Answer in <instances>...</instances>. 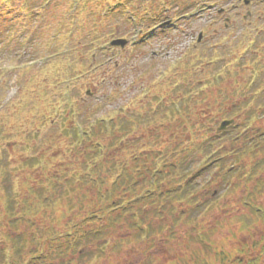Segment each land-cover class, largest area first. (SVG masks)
Segmentation results:
<instances>
[{
    "label": "rangeland",
    "instance_id": "1",
    "mask_svg": "<svg viewBox=\"0 0 264 264\" xmlns=\"http://www.w3.org/2000/svg\"><path fill=\"white\" fill-rule=\"evenodd\" d=\"M1 2L0 124L4 127L0 135V161L4 160L2 168L7 170L8 177L6 173L5 178L0 176V232L16 235L22 230L33 235L35 243L25 242L24 264L30 258L28 249H39L45 227L52 226L56 235L64 236L68 226L75 238L81 234L76 233L77 228L84 231L99 224L81 223L87 217L85 205L61 217L65 208L59 201L58 207L45 210L41 223L36 218L34 226H30L26 215L22 217L19 213L16 217L23 219L19 228L13 230L8 226L5 195L14 196L19 210L20 199L27 194L26 182L39 191L41 150L48 147L46 159L55 164L68 159L65 155L68 141H57L56 137L67 124L60 118L67 116L71 107L99 102V113L114 108L124 113L129 108H125L128 100L133 98L132 110L144 116L146 109L152 115L160 103H167L166 94L169 91L171 94L172 88L192 82L194 90L179 101L188 104L189 113L170 115L166 111L157 114L163 117H155L149 126L164 123L169 128L167 134L172 132L183 144H200L214 131L220 133L217 127L223 119L234 124L244 121L256 97L258 102L264 95V2L252 0L248 6L239 0H32L27 6L22 0H9L4 5ZM220 8L225 10L223 16L217 12ZM31 10L33 15L29 14ZM247 12L251 16L245 19ZM225 17L230 18L228 23ZM170 19V26L155 29ZM200 32L202 40L197 42ZM116 38L126 39L127 45L123 49L110 47L109 43ZM88 44L96 48L85 54ZM107 56L115 63L113 68L99 69L94 76L79 78L77 74L82 70L106 60ZM255 67L259 70L253 74ZM256 73L260 81L254 85L251 80L256 79ZM87 90L93 94L87 96ZM112 90H119L120 95L107 101L105 94ZM53 106L57 109H52ZM249 123L264 129V116L252 118ZM207 126L209 129L204 132ZM228 135L217 144L229 153L227 163L240 166L251 163L250 152L236 156V151L230 150ZM131 136L124 141L129 138L133 142ZM49 137L54 138L44 141ZM190 137L194 142H190ZM133 139L134 146L125 144L116 154L119 160H129L133 153L138 155L167 144H154L144 131H138ZM211 176L208 172L196 179L201 205L188 217L195 207L183 203L187 214L172 236L167 229L161 233L154 231L151 239L125 242L120 251L109 254L117 239L126 237L131 230L118 224L105 241H84L80 250L71 248L64 260L70 264H196L194 258L198 256L219 264L215 251L228 254L233 248L242 249L245 243L250 247L247 258L255 259L250 264H264V253L259 247L264 241L263 222L245 230L235 222V216L250 212L242 200L245 188H231L239 177L230 179L227 185L222 181L207 184ZM252 185L253 180L249 188ZM73 195L77 193L69 192L63 199ZM257 199L262 203L264 195ZM154 221L159 222L158 217L154 216ZM1 233L0 241L8 258L11 244L4 243ZM203 236L208 237L205 243ZM103 242L104 252L98 254V246ZM46 244L52 245L48 239ZM243 253L232 264H244L247 259ZM59 262L57 258L55 264Z\"/></svg>",
    "mask_w": 264,
    "mask_h": 264
},
{
    "label": "trees",
    "instance_id": "2",
    "mask_svg": "<svg viewBox=\"0 0 264 264\" xmlns=\"http://www.w3.org/2000/svg\"><path fill=\"white\" fill-rule=\"evenodd\" d=\"M8 1L2 0L1 5ZM22 2L27 6L32 3V0H22ZM31 9L33 10V7ZM32 10L30 15H33ZM88 45L85 54L95 48V45ZM94 61L95 58L92 59V62ZM112 66L114 67L115 63L107 59L91 65L77 75L79 78L91 74L94 76L99 69H109ZM252 82L254 85L258 83L256 79ZM194 86L191 82L172 88L174 89L172 93L169 94V91L166 94L167 103H160L152 111V115L146 109L144 116L132 110L130 106L134 105L133 98L128 100L125 108H129L124 113L117 108L99 113L101 111L98 106L99 102L90 106L76 104L75 107L67 110V116L60 118L67 124L56 140L66 139L68 141L65 147V155L68 159H65L64 163L55 164L46 159L49 148L41 150L39 191L38 188L35 189L26 182L27 194L20 199L19 210H16L17 204L14 196L10 193L5 195L4 207L6 216L9 218L8 226L13 230L19 228L20 221L23 220L16 217L19 213L22 217L26 215V221L30 226H34L33 221L36 218H39V223H41L45 210L58 207L59 201L61 207L65 208L60 212L61 217L72 214L75 209L78 211L85 205L87 217L81 223L91 222L95 225L98 222L99 224L97 227L84 231L77 228L76 233L81 234L75 238L68 226H66L64 236L56 235L52 226L45 227L44 235L40 236L42 239L39 242V249H28L27 254L30 258L25 264H55L57 258H60L58 264H70V261L64 260V256L71 248L78 251L83 244L85 245L84 241L91 239L105 241L109 231L118 224L127 225V228L130 227L131 230L127 231L126 237L117 239V242L109 249V254L113 251H120L126 245L125 242L130 244L133 240L151 239L154 231L161 233L167 229L169 235L172 236L176 232L175 228L187 214L184 209L185 205L195 207V209H190L192 213L187 214L188 217L200 207L201 200L196 179L208 172H211L212 176L207 184L222 181L224 185H227L230 179L239 177L238 181L232 183L231 188L244 187L246 192L242 200L250 207L249 213L235 216V222L240 223L241 230L251 229L259 221L264 224V206L262 205L264 201L261 200V203L257 199L264 195V176H262L264 173V129L249 123L252 118L264 116V95L262 98L259 97L258 102H256L258 96L256 97L253 102L256 106L250 107L244 121L232 124L224 132L214 131L209 139L200 144H183L174 134L172 135V132L167 134L169 128L164 123L159 122L152 127L149 126L155 117H163L157 114L166 111H169L170 115L181 112L189 113L190 108L186 106L188 104L182 105L184 102L179 103V101L184 100L185 96L188 97L194 90ZM119 95V90H112L108 91L104 98L107 101H113ZM244 96L243 100L246 94ZM157 100L158 98L155 101ZM48 104L51 105V103ZM52 109H57V106H53ZM46 116L47 111L43 114L44 118ZM197 124L202 127V124L198 122ZM3 127L4 125L0 124V135H2ZM208 129L207 126L204 132ZM138 131L147 132L152 142L157 143L156 145H161L160 143L163 142L167 144L154 150L138 152V155L133 153L129 160H119L116 154H119L125 144L134 146L136 140L133 138H136ZM227 134H229L227 138L230 139V150L236 151V156L250 152L252 157L249 161L251 163L245 162L241 166L239 163H227L225 158L229 153L222 147H217L221 138L226 137ZM130 135L133 137L131 140L133 142H130L129 138L124 141ZM166 137L168 140L165 141ZM53 138H45L44 141H52ZM188 139L194 142L192 137ZM202 158L205 159L201 161ZM3 161H0V176L5 178L8 175L7 170L4 171L2 168ZM252 180V188H249ZM69 192L77 193V196L73 195L68 199H63V196ZM81 199H85V203ZM154 216L158 217L159 222L154 221ZM1 234L4 243L11 244V255L7 258L4 244L0 241V264H24L25 242L29 240L35 243L33 235H27L22 230L16 235H10L7 231ZM46 239L52 244L51 246H47ZM202 239L204 243L208 241L207 236H203ZM55 242L57 244H54ZM105 244V242L99 244L98 254L104 252ZM242 247V249L233 248L229 253L227 252L228 254L215 251V255L220 258L219 264L237 262L241 258L239 254L246 249L247 252L242 254L247 259L244 264L255 261V259L247 258L250 247L245 243ZM259 247L264 253V241L259 244ZM194 260L196 264H214L212 260L204 257L196 256Z\"/></svg>",
    "mask_w": 264,
    "mask_h": 264
},
{
    "label": "water",
    "instance_id": "3",
    "mask_svg": "<svg viewBox=\"0 0 264 264\" xmlns=\"http://www.w3.org/2000/svg\"><path fill=\"white\" fill-rule=\"evenodd\" d=\"M246 3H248V1H246ZM200 39V38H199ZM126 44V41L125 40H122V39H117V40H114L111 42V45L113 46H121V47H124ZM87 94H90V92L88 91ZM231 123V121H224L221 123L220 127L218 128L219 131L221 130H224L227 125H229Z\"/></svg>",
    "mask_w": 264,
    "mask_h": 264
}]
</instances>
